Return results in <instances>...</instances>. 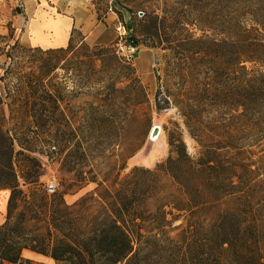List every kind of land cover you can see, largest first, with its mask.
<instances>
[{
  "label": "trees",
  "instance_id": "1",
  "mask_svg": "<svg viewBox=\"0 0 264 264\" xmlns=\"http://www.w3.org/2000/svg\"><path fill=\"white\" fill-rule=\"evenodd\" d=\"M122 1L108 9L125 29V45L168 51L177 81L172 96L157 90L155 111L174 105L198 154L190 157L181 133H170L168 157L154 170L135 167L109 187L90 179L97 192L71 205L67 190L48 196L39 157L59 122L55 72L96 89L97 104L84 114L93 111L95 124L114 135L145 95L131 62L112 47L90 48L75 29L65 47H25L8 25L0 38V190L9 191L0 264H30L24 251L56 264H264V0H178L180 19L134 13ZM121 11L142 13L140 34L121 22ZM120 68L123 82L115 78ZM18 157L25 159L17 164ZM79 179L78 190L87 185Z\"/></svg>",
  "mask_w": 264,
  "mask_h": 264
},
{
  "label": "rangeland",
  "instance_id": "2",
  "mask_svg": "<svg viewBox=\"0 0 264 264\" xmlns=\"http://www.w3.org/2000/svg\"><path fill=\"white\" fill-rule=\"evenodd\" d=\"M4 1L11 13L14 8L18 7L21 15L5 18L3 10H0V38L7 37V26L12 24L11 28L22 46L48 49L47 46L36 42L28 29L37 21L39 23L42 20L46 23L49 21L60 22L67 28V36L72 29H75L79 33V35H74L76 40L87 35L90 48L112 47L119 56L124 58V61H130L134 75L145 95L144 98L139 96L136 99L135 112L128 111L125 130L114 135L95 124L97 117L93 111H89L86 116L84 114V110L89 109V106L97 104L96 89L89 87L91 85L82 87L72 73L57 70L53 75L55 78H52L50 82L62 88L58 109L52 116L58 118L59 122L49 127L48 145L43 149L44 158L37 154L30 155V157H39L42 164L43 171L39 178L41 190H45L47 184L55 182L58 184L57 192L67 190L64 199L67 204L71 205L80 197L97 192L96 183L88 182L90 179L98 183L105 182L103 185L109 187L112 182L122 181L135 167L154 170L168 157V135L170 133L180 132L188 155L190 157L197 156L199 148L188 137L183 119L174 105H170L168 109L158 113L154 108L158 89H161L166 96H170L178 88L177 81L170 76L172 66L168 67V51L161 48L149 49L141 45L137 51L129 53L123 39H119L115 30L119 20L108 9L113 0ZM177 2L178 0H123L121 6L130 8L134 13L144 11L148 15L154 13L158 16L184 18L179 17L182 10L176 5ZM201 7L205 8L204 3L196 5L195 10L192 11L193 15L200 13ZM117 9L121 8L117 7ZM97 13L103 18L100 23L96 20ZM121 13V22L123 24L131 23L136 35L140 34L142 16L131 17L127 12L121 11ZM89 22H92L91 30L86 32L84 26ZM72 23L75 24V27L71 26ZM192 32L195 37L200 36L197 29H192ZM48 37L50 41L54 40L53 37ZM92 37H96V42L101 45L92 44L90 40ZM4 45L5 43L0 41V48H3ZM121 66L124 64L122 63ZM246 67L248 69L256 68L252 64H246ZM3 69L4 65L0 57V74ZM126 75L127 72L120 68L115 78L117 81L123 82L122 77ZM157 78L160 80L158 81ZM119 86L123 87V85ZM122 98L125 99V95ZM162 99L163 95L161 94L158 96V100ZM120 118L122 120V117ZM210 118H213V115ZM153 126L160 127V134L156 141L151 142L149 134ZM77 144H79L78 147ZM25 154L29 153L25 152ZM24 159V157H18L17 164L23 162ZM81 177L87 180L84 182L87 185L78 190L74 187V183ZM161 181L168 183L165 177H161ZM23 191L27 196L32 197L27 189L23 188ZM153 204V201L149 203L150 206ZM164 244L165 240H162L161 245Z\"/></svg>",
  "mask_w": 264,
  "mask_h": 264
},
{
  "label": "crops",
  "instance_id": "3",
  "mask_svg": "<svg viewBox=\"0 0 264 264\" xmlns=\"http://www.w3.org/2000/svg\"><path fill=\"white\" fill-rule=\"evenodd\" d=\"M0 10H3L5 18H9V17L14 18V17H12L13 15H12L11 11L8 9L7 4L5 3L4 0L3 1L0 0ZM10 26H12V24H10ZM71 26L75 27V24L72 23ZM91 26H92V22H89L88 24H86L84 26V29L86 30V32H90ZM68 37H69V33H68V36H66V39L62 44H60L58 46L49 45V46H47V48L49 49V48L65 47L67 44ZM95 39H96V37L90 38L92 44L101 45V43L96 42ZM84 42L87 45H89L88 44L89 38L87 37V35H84ZM8 197H9V191L8 190H0V226L3 225V223L5 222L6 206H7ZM22 257L24 260L30 262V264H56L52 259L45 257V256H42V255H38V254L30 252V251H24L22 253ZM3 264H8V263H3Z\"/></svg>",
  "mask_w": 264,
  "mask_h": 264
},
{
  "label": "bare ground",
  "instance_id": "4",
  "mask_svg": "<svg viewBox=\"0 0 264 264\" xmlns=\"http://www.w3.org/2000/svg\"><path fill=\"white\" fill-rule=\"evenodd\" d=\"M43 21L40 23L37 21L35 24L30 25L28 29V32L32 34L34 40L45 46H58L62 44L67 36V28L60 22L53 23L49 21L46 23ZM48 36L53 37L54 40L50 41Z\"/></svg>",
  "mask_w": 264,
  "mask_h": 264
},
{
  "label": "built area",
  "instance_id": "5",
  "mask_svg": "<svg viewBox=\"0 0 264 264\" xmlns=\"http://www.w3.org/2000/svg\"><path fill=\"white\" fill-rule=\"evenodd\" d=\"M116 32H117V35L119 37V39L121 40L123 37H125L126 35V32H125V29L124 27L118 23L117 26H116ZM127 51L129 53H133L135 51V49L133 48H130V47H127ZM57 189H58V184H56L55 182H51L49 184L46 185V188H45V192L48 196L50 195H53L57 192Z\"/></svg>",
  "mask_w": 264,
  "mask_h": 264
},
{
  "label": "water",
  "instance_id": "6",
  "mask_svg": "<svg viewBox=\"0 0 264 264\" xmlns=\"http://www.w3.org/2000/svg\"><path fill=\"white\" fill-rule=\"evenodd\" d=\"M138 15H139V16H142V13H139ZM159 134H160V127H158V126H153V127L151 128V130H150L149 140H150L151 142L156 141V139L158 138Z\"/></svg>",
  "mask_w": 264,
  "mask_h": 264
}]
</instances>
